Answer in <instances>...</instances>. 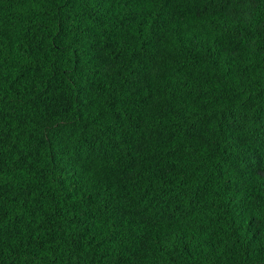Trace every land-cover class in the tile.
Instances as JSON below:
<instances>
[{
	"label": "trees",
	"instance_id": "16d2710c",
	"mask_svg": "<svg viewBox=\"0 0 264 264\" xmlns=\"http://www.w3.org/2000/svg\"><path fill=\"white\" fill-rule=\"evenodd\" d=\"M0 264H264V0H0Z\"/></svg>",
	"mask_w": 264,
	"mask_h": 264
}]
</instances>
